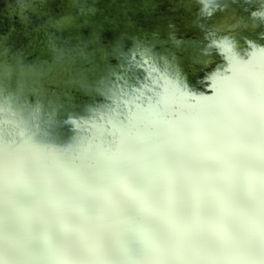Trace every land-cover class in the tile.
Segmentation results:
<instances>
[{
	"label": "water",
	"instance_id": "95a60500",
	"mask_svg": "<svg viewBox=\"0 0 264 264\" xmlns=\"http://www.w3.org/2000/svg\"><path fill=\"white\" fill-rule=\"evenodd\" d=\"M225 1L199 0L201 16ZM221 42L216 39L214 49L228 57V66L206 91L185 84L172 52L145 50L131 51L108 83L79 81L74 63L61 62L40 82L28 78L39 101L7 88L0 96V264H196L201 252L197 264H264V92L256 75L237 71L264 63V46L241 58ZM163 44L177 49L182 41ZM188 44L199 47L204 60L211 51ZM246 75L212 112H232L235 121L218 141L205 139L198 130L212 114L203 113L200 102L229 78ZM82 102L89 111L80 110ZM63 129L83 135L72 139ZM217 158L230 179L216 195L198 185L183 206L181 185H197L185 182L184 166L194 164L202 176ZM161 201L185 210L183 229L176 226L178 213L167 228L149 219ZM216 205L219 212L212 210ZM225 241L236 246L224 253Z\"/></svg>",
	"mask_w": 264,
	"mask_h": 264
},
{
	"label": "bare ground",
	"instance_id": "6f19581e",
	"mask_svg": "<svg viewBox=\"0 0 264 264\" xmlns=\"http://www.w3.org/2000/svg\"><path fill=\"white\" fill-rule=\"evenodd\" d=\"M201 6L199 0H0V96H6L7 88L12 87L30 100L39 101L28 78L40 82L61 62L74 63L79 81L108 83L116 65L125 62L134 50H145L154 56L172 52L185 72V84L206 91L209 80L226 72L228 66V57L214 49L216 39L224 40L241 58L248 57L254 46H264V0H228L210 7L207 18L201 16ZM171 38L181 40V47L174 49L163 44ZM36 40H40L38 48L33 45ZM188 41L208 46L211 51L207 58L202 59L200 48L190 47ZM55 50L62 56L54 55ZM94 95L102 100L101 93ZM73 96L78 100L83 97L79 92ZM89 107L82 102L80 110L86 112ZM235 111L243 114L242 110ZM63 133L72 139L83 135L79 130L63 129ZM172 158L176 161L175 156L168 160ZM9 159L6 161L11 162ZM184 167L185 175H189L185 182L191 178L197 183L188 190L184 183L178 191L183 206H188L192 190L203 185L194 164ZM71 220L80 224L77 217ZM204 220L205 214L201 217L205 225ZM52 221L56 223V219ZM184 224L182 209L176 226L183 229ZM157 233L168 239L167 234ZM70 241L76 245L77 239L70 237ZM234 246L235 243L225 241L220 249L225 253ZM163 257L168 258L169 254L163 251ZM110 258L119 260L116 255ZM201 261L202 252L194 263Z\"/></svg>",
	"mask_w": 264,
	"mask_h": 264
},
{
	"label": "snow or ice",
	"instance_id": "6c2138e0",
	"mask_svg": "<svg viewBox=\"0 0 264 264\" xmlns=\"http://www.w3.org/2000/svg\"><path fill=\"white\" fill-rule=\"evenodd\" d=\"M220 46L224 48L225 52L229 51V46L226 42H221ZM237 71L245 72L247 73V75H256L259 80V86L261 88V91L264 92V63H261L259 66L247 68L237 66ZM247 75L241 77L234 76L221 83L216 89L215 94L211 98H206L200 102L201 109L208 113H211L216 110L219 106L224 103L229 92L234 87L238 86L241 82H243L246 79ZM262 141H264V136H262ZM262 160H264V143H262ZM222 165V159L217 158L216 161L213 163L211 170L218 171ZM262 171H264V166H262ZM261 195L262 198H264V184H262L261 187ZM212 210L215 212H219L220 206L216 205ZM180 211L182 210L171 206L168 202L161 201L160 203L149 209V219L152 222L159 224L161 228H167L172 219Z\"/></svg>",
	"mask_w": 264,
	"mask_h": 264
},
{
	"label": "clouds",
	"instance_id": "9594fccd",
	"mask_svg": "<svg viewBox=\"0 0 264 264\" xmlns=\"http://www.w3.org/2000/svg\"><path fill=\"white\" fill-rule=\"evenodd\" d=\"M235 119L236 117L232 112L218 111L210 115L207 118V124L198 131L203 134L205 139L218 141ZM216 148L220 150L221 146L217 143ZM262 176H264V171H262ZM229 179L230 175L224 165L218 171L211 170L200 177L202 185L213 195L219 194Z\"/></svg>",
	"mask_w": 264,
	"mask_h": 264
}]
</instances>
